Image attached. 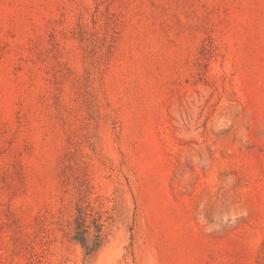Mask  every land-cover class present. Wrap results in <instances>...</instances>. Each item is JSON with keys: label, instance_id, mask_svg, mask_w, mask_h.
Wrapping results in <instances>:
<instances>
[{"label": "rangeland", "instance_id": "1", "mask_svg": "<svg viewBox=\"0 0 264 264\" xmlns=\"http://www.w3.org/2000/svg\"><path fill=\"white\" fill-rule=\"evenodd\" d=\"M0 264H264V0H0Z\"/></svg>", "mask_w": 264, "mask_h": 264}, {"label": "trees", "instance_id": "2", "mask_svg": "<svg viewBox=\"0 0 264 264\" xmlns=\"http://www.w3.org/2000/svg\"><path fill=\"white\" fill-rule=\"evenodd\" d=\"M108 218L103 211L95 210L90 204L87 207L78 206L72 239L81 244L86 255L94 256L103 245V227Z\"/></svg>", "mask_w": 264, "mask_h": 264}]
</instances>
